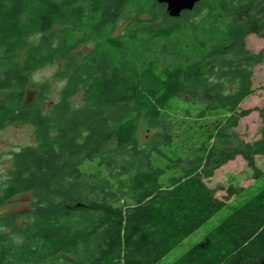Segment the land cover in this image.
<instances>
[{"label": "trees", "instance_id": "trees-1", "mask_svg": "<svg viewBox=\"0 0 264 264\" xmlns=\"http://www.w3.org/2000/svg\"><path fill=\"white\" fill-rule=\"evenodd\" d=\"M249 34L264 37V0L179 16L158 0H0V128L29 123L36 139L4 181L0 204L32 201L0 215V264H156L227 204L216 169L241 155L262 174L264 103L241 107L264 62ZM57 62L66 84L44 109L32 75ZM253 110L246 141L235 128ZM171 264H264V186Z\"/></svg>", "mask_w": 264, "mask_h": 264}, {"label": "rangeland", "instance_id": "rangeland-1", "mask_svg": "<svg viewBox=\"0 0 264 264\" xmlns=\"http://www.w3.org/2000/svg\"><path fill=\"white\" fill-rule=\"evenodd\" d=\"M247 45L251 50L257 52L264 47V37L249 34ZM61 68L60 62L49 63L35 70L32 75L36 83L48 82L49 84L46 101L43 105L44 109L51 107L61 98L62 89L66 84V80L57 75ZM253 86L254 92L243 101L242 108L262 106L264 103V62L254 67ZM35 94L36 91H29L28 99H33ZM72 99L79 104L82 100L81 91ZM261 125L262 120L259 111L253 110L249 115L240 119L235 129L241 138L246 141H253L259 137ZM34 131V126L29 123H11L0 128V197L3 194L4 181L12 168L14 152L25 145L36 142ZM256 163L263 171L258 177H254L253 169L241 155L215 170L214 175L207 180V183L209 186L217 188L216 195L226 200L227 204L181 243L172 248L156 264H171L192 245L203 239L224 217L235 211L239 205L264 186V155H257ZM85 167L92 169L94 166L93 164L92 166L86 164ZM220 186H223L224 189H219ZM229 186L241 188V190L234 195L225 197L226 188ZM31 201L30 192L19 193L0 204V215L13 212L25 213L29 210Z\"/></svg>", "mask_w": 264, "mask_h": 264}, {"label": "water", "instance_id": "water-1", "mask_svg": "<svg viewBox=\"0 0 264 264\" xmlns=\"http://www.w3.org/2000/svg\"><path fill=\"white\" fill-rule=\"evenodd\" d=\"M166 4L168 14L179 16L183 10H192L200 0H158Z\"/></svg>", "mask_w": 264, "mask_h": 264}]
</instances>
